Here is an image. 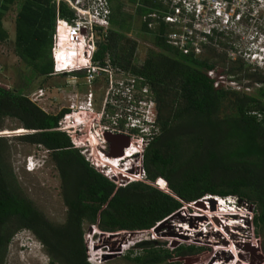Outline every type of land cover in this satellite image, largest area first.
<instances>
[{
  "label": "trees",
  "instance_id": "obj_1",
  "mask_svg": "<svg viewBox=\"0 0 264 264\" xmlns=\"http://www.w3.org/2000/svg\"><path fill=\"white\" fill-rule=\"evenodd\" d=\"M107 2L109 27L105 41L97 43L93 61L100 69L113 68L134 79L137 89L147 88L156 104L158 132L143 153L150 183L117 186L91 166L66 133L57 130L70 110L48 114L26 94V86L16 90L0 85V128L6 118L17 120L32 132L21 136L22 141L50 152L67 208L63 224L50 222L32 202L9 189L8 175L0 171V264L3 251L20 230L36 236L52 263L90 264L82 239L84 227L109 234L149 231L184 204H198L207 197L238 198L254 208L259 233L264 229V77L260 72L251 77L263 85L255 93L217 84L208 76L216 69L212 57L199 61L193 55L185 56L168 43L167 24L160 20L152 30L143 21L148 14L163 15L167 8L152 0ZM17 3L16 50L28 64L29 85L54 73L57 19L73 22L77 16L66 3L55 0H0V42L9 38L3 21ZM136 22L140 33L150 35L153 43L143 65L137 64L139 43L129 37ZM238 68L242 72L244 64H235L227 74ZM2 152L0 143V156ZM159 178L165 180L170 193L152 185ZM13 225L15 230H6ZM141 243L138 246L147 245ZM156 243L126 259L135 264H179L176 259L204 250L188 245L170 251Z\"/></svg>",
  "mask_w": 264,
  "mask_h": 264
},
{
  "label": "rangeland",
  "instance_id": "obj_2",
  "mask_svg": "<svg viewBox=\"0 0 264 264\" xmlns=\"http://www.w3.org/2000/svg\"><path fill=\"white\" fill-rule=\"evenodd\" d=\"M55 1L57 4L60 2L66 3L76 12L79 20H87L85 22L86 26L94 25V22H97L94 17L93 0ZM18 11L19 3L12 6L11 11L6 14L3 21L9 38L4 42H0V85L16 90L26 86V94L48 114L58 115L65 109L70 110V113L75 112L78 116L77 120L83 122V125L63 133H66L71 140H75L81 146L75 148H78L82 154L84 151L92 167L101 174H106L107 170L97 169L95 166V164L102 166V163L111 164L105 163L107 160L102 159L104 157L103 153L107 156L110 154L107 152L108 145H102L101 140L105 138L104 135L106 133L112 136L119 134L118 130L128 132L127 128H120L114 125L117 120L116 114L119 110H116L113 106V94L117 92L116 87L119 88L120 84L127 85L132 78L113 68H107L109 73L105 74L98 71L99 76L95 77L91 83L87 80L88 73H85L84 77L53 73L48 78H36L28 85L26 78L29 75L28 64L22 60L16 50V17ZM220 11L222 14L228 15L230 19L228 25H223L221 17H215L210 9L207 8L204 11L201 28H208L212 24L217 31L212 33V40L206 39L205 44L202 45L201 56L207 58L215 55V57H218L216 59L217 69L211 74L212 78L217 80V84L239 91L246 90L255 93L263 85L255 83V80L252 79L253 77L255 78L253 74L260 72L258 74L264 77V0H227L226 3H222ZM106 32L107 29L105 31L95 29V42H104ZM129 37L139 43L136 57L137 64L143 65L147 57V50L153 48L152 37L140 33V24L137 22L134 25V31L129 34ZM236 59L241 60L245 64V71L237 72V75L233 77L227 74V71L230 70V67L233 68L235 66L233 63H235ZM258 67L261 69L260 71H256ZM245 74L249 75L250 78L246 77V79H243ZM136 96L139 97L138 93H136ZM67 114L64 115L60 122V127L64 129H67L70 124H78L73 119L66 121L64 118ZM103 114L105 116L104 119L99 121L100 116ZM106 128H109V132L106 131ZM29 133L32 132L24 129L17 120L11 118L3 120L0 128V143L3 147V152L0 156V171L4 175H8L6 181L9 183V189H12L19 197L32 202L34 207L44 214L50 222L63 224L66 220L67 208L61 194L59 172L52 163L50 152L48 154V152L43 151V147L31 145L21 140V136ZM129 133L134 135V131L131 132L129 130ZM95 135L98 137L99 143L95 141ZM134 137H130L131 142L137 141L138 136ZM117 150L114 149V151ZM34 156L45 158L44 163L46 165L39 171L29 173L26 170L27 160ZM109 168L111 169V172H109L112 174L114 170L112 167ZM108 176V179L119 187L139 181L150 183L147 179L143 180L137 176V181L129 180L128 183H123L122 180L114 178V175ZM152 185L165 193H170L169 188L164 187V184L159 187L156 181ZM212 198L207 197L200 201L198 205L184 204V207L174 214L169 221L164 222L159 227L157 226V230L148 231V233H143L142 236L137 238L131 237V232L102 234L96 228L87 229L84 227L82 239L88 262L90 264H135L126 259L128 254L132 253L134 257L143 254L144 249L152 247L149 243L158 242L154 246H159L158 244H160L161 248L170 251L179 246L196 245L204 247V250L197 254L176 259L175 261H179V264H215L217 259L222 258L227 261V264L235 263L238 258H241L244 264H264V229L259 233L255 223L256 212L254 208H248L247 210L250 230L245 233L241 229L238 235L242 237L236 234L233 236L238 231L234 232L229 226L223 227L220 221H215L214 215L219 216L218 220L222 216L219 211L214 214L208 212L209 209L213 208V204L207 200ZM213 210H215V207ZM190 215H192L191 218ZM189 219L194 226L191 228V232L183 231L180 226L187 229L189 224L187 226L185 222ZM228 220L236 221L239 219L230 217ZM211 221L218 226V229L215 227H212L214 231L210 229ZM204 224L208 225L207 229L202 226ZM15 228L16 226L13 225L6 230L11 229L9 232H12ZM204 229L207 230L208 234H204ZM216 230L226 235L224 237L223 235L221 236L223 242L217 243V245L212 242L213 239L215 240L216 236L213 233L217 232ZM193 232L197 235L191 238ZM225 237H228L230 242L226 241L225 243ZM232 239L237 240L236 243ZM24 240L27 241L26 245L30 249L22 250L21 242ZM140 243H146L147 245L138 246ZM221 247L226 250H222ZM201 257L202 259H200ZM2 261L1 264H57L52 263L50 256L36 236L25 230L14 233L11 241H9L3 251ZM241 262L239 263L242 264Z\"/></svg>",
  "mask_w": 264,
  "mask_h": 264
},
{
  "label": "built area",
  "instance_id": "obj_3",
  "mask_svg": "<svg viewBox=\"0 0 264 264\" xmlns=\"http://www.w3.org/2000/svg\"><path fill=\"white\" fill-rule=\"evenodd\" d=\"M152 1L161 4L163 7L167 8L168 11L166 13H163V15H159L156 12L152 14H148L145 17H143V21L147 22L148 27L152 30L158 26L159 24L158 21L160 20L165 24H167L170 27L169 31L166 34L168 43L171 46L179 49L180 52L185 56L193 55L194 57L198 58L201 55L203 48L202 45L205 44L206 39L208 40L210 37H212V33H215L217 31L216 28L214 29L212 24L208 28L205 29L201 28L204 19V11L207 8L213 12L215 17L218 18L221 17L223 21L222 23L223 25H228V22L230 20L227 14H222V12L220 11V7L222 3H226L227 0H152ZM93 3L95 8L94 17L95 20H97V22H94V25L92 24L88 25L87 33L85 34L82 33L81 31L82 23L80 22L79 19L73 22L65 21L64 19L58 21L57 30L54 35L55 42L52 50V58H53L55 74L60 75L71 72V70L70 71L66 70L67 64L65 62V59L63 60V64H65L64 66L61 65L60 63V59L63 57L61 54H63L64 57L66 56L64 53H62L61 45H60V40L64 38H66L68 42L69 41H71V43L77 42L84 46V48L81 50V53L79 54L82 57L83 62L81 65L77 67V69L78 70L87 69V72L89 74L87 76V80L89 83H91L95 79V77L97 78L99 76L98 71H101L102 73L105 74L109 73V69L107 68L100 69L97 65H95L92 62V60L97 50L96 47L97 42H95L94 31L95 29L98 31L100 30L105 31L106 29H108L109 27L108 18L110 15V8L107 0H93ZM61 26L64 27V30L62 28V31H60ZM64 31H66V33H64ZM211 74L213 73L208 74L210 78H212ZM135 82L136 81L132 79L127 85L120 84L119 88L116 87L117 92L113 94V98H114L113 106L116 108V110H119V112L116 114L117 120L114 122V125L116 127L128 129V132L127 131L125 132L124 130L123 131L118 130L119 134H127L130 137L131 136L134 137L136 135L138 136L136 142L134 140L129 145L124 147L125 154L122 157H125L126 154L127 155L131 154V155L128 156V159H124L123 162L120 163V165L124 166V168H126L127 171L129 170L131 173L139 175L138 178H142L143 180L144 179L148 180V174L144 167L143 153L147 144L150 142V140L153 139V137L158 132L157 110H156V104L149 97L148 89L144 88L141 91L138 90ZM136 93H138L139 97L136 96ZM104 117H105L104 114L100 116L99 121H102ZM142 118L144 119L143 121ZM64 119L66 121L72 119L75 120L76 123H78L77 127L83 125V122H79L77 120L78 116L76 115L75 112H71L70 114H67ZM57 130L61 132L68 131V129H64L61 127H59ZM129 130L131 132L134 131V135H132V133H129ZM106 131L109 132V128H106ZM107 134L109 133H106V135ZM106 135H104L105 138L101 140L102 145L106 144L108 141ZM72 143L74 148L81 147L75 142V140H72ZM83 154L85 155L84 151ZM86 158L88 159L87 156ZM108 158L117 160L120 157L109 155ZM95 166L97 167V169L100 168L98 164H95ZM110 172L106 171V174L103 175L109 178L108 175L110 174L108 173ZM116 178L119 179L118 177ZM163 183H164L163 186L166 187V183L165 182ZM158 184H160V181L157 182V185ZM207 201L213 204L222 215L219 221L223 227L229 226L230 228H232V230H234V232L238 231L234 233L233 236H235V234L238 235L241 229L244 230L245 233L250 230L249 222H248L249 213L247 210L248 208L251 207H249L247 204L243 203L236 197H229L224 199L213 197L212 199H209ZM192 204L198 205L199 203L198 204L192 203ZM192 204H188V205H192ZM173 216L165 219L164 222L169 221V219L172 218ZM191 216L192 215H190V218ZM230 217L239 220L230 221L228 220V218ZM164 222L158 223L157 226L158 227L159 225L161 226L162 224H164ZM185 223L187 226L189 224L188 228L184 229L182 228V226H180V228L183 231L191 232V228H193L194 224L191 223L190 219L187 220V222ZM157 226L152 230L153 231L156 230ZM202 226L205 229H207L208 225L204 224ZM205 229H204V234L207 233V230ZM141 233L142 234L148 233V231H141ZM195 235L197 234L193 232L191 238H194ZM241 261L242 259L238 258L237 260H235V263L233 264H238ZM241 263L244 264L243 261ZM215 264H227V261L224 260L223 258L217 259V262H215Z\"/></svg>",
  "mask_w": 264,
  "mask_h": 264
},
{
  "label": "bare ground",
  "instance_id": "obj_4",
  "mask_svg": "<svg viewBox=\"0 0 264 264\" xmlns=\"http://www.w3.org/2000/svg\"><path fill=\"white\" fill-rule=\"evenodd\" d=\"M62 28H63V30H64V27H60V31H62ZM64 33H66V31H64ZM64 43V44H63ZM69 43H71V41H69ZM62 44H63V46H61V48H64V46L66 45V43L65 42H62ZM72 44H74V45H76V47H78V49L76 48V47H74V52H69V49H61V50H63V52L62 53H64L66 56L64 57V55L63 54H61L63 57L60 59V63H61V65H65V64H63V60L64 59H66V61L68 60V58H71V59H73L74 60V58H75V55L76 56H78V52H79V49L81 50V49H83L84 48V46L82 45V44H79V43H77V42H74V43H72ZM75 50H76V53H75ZM68 55H70V56H68ZM73 57V58H72ZM64 71H66V70H64ZM75 128H77V125L75 126V125H69L68 127H67V129L68 130H74ZM94 139H95V141L97 142V143H99V139H98V137L95 135L94 136ZM115 144V143H114ZM116 145V144H115ZM118 145V144H117ZM117 148V147H116ZM104 154V153H103ZM131 154H126V158L125 157H120V158H118L117 160L115 159H110V158H108L109 156H107V155H105L104 154V157L102 158V159H105V160H107V162H105V163H111L110 165H106V164H103L102 163V166H100V168H102V169H105V170H108V169H110L109 167H112V169L114 170V172L111 174L110 173V175H114V178H116V177H118L119 179L120 178H122L123 177V175H125L128 179H130V180H137L136 179V176L137 177H139L138 175H136V174H133V173H131L129 170L127 171V169L126 168H124V166H122V165H120V163H122L123 162V160L124 159H128V156H130ZM107 156V157H106ZM110 160H112V162H114L113 164H112V162H110ZM119 165V166H118ZM124 168V169H123ZM116 176V177H115ZM213 206V205H212ZM201 208V207H200ZM217 211H218V209L216 208L215 210H213V209H209V213L210 214H214V213H217ZM219 214H220V212H219ZM218 215H214V219H215V221H219L218 220ZM205 218H207L206 216H205ZM208 219V218H207ZM209 220V219H208ZM212 222V221H211ZM205 223V222H204ZM213 225V226H212ZM210 229L212 230V231H214V229L212 228V227H215L216 229H218V226L214 223V222H212L211 224H210ZM194 231H196V230H194ZM217 231V230H216ZM213 235L214 236H216L215 237V240L213 239L212 240V242H214L216 245H217V243L218 244H220L221 242H223V240L221 239V236L223 235V237H224V235L225 234H222L220 231H217V232H214L213 233ZM212 235V236H213ZM200 236V235H199ZM202 236V235H201ZM226 236V235H225ZM189 237V236H188ZM210 237V236H209ZM211 239V238H210ZM233 241H235L234 243H236V241L237 240H235V239H232ZM224 241H225V243H226V241L228 242H230V240H228V237H225V239H224ZM239 243V242H238ZM222 244H224V243H222ZM228 244V243H227ZM239 245V244H238ZM223 247V246H222ZM221 247V248H222ZM237 247V246H236ZM225 248V247H224ZM222 250H226V249H223L222 248ZM229 251V250H228ZM234 251V250H233ZM238 251H240V250H238ZM241 253V252H240ZM234 254H236V253H234ZM238 254V253H237Z\"/></svg>",
  "mask_w": 264,
  "mask_h": 264
},
{
  "label": "clouds",
  "instance_id": "obj_5",
  "mask_svg": "<svg viewBox=\"0 0 264 264\" xmlns=\"http://www.w3.org/2000/svg\"><path fill=\"white\" fill-rule=\"evenodd\" d=\"M79 4V3H78ZM61 19H64V18H58L57 19V23H56V29H55V33H56V30H57V24H58V21L59 20H61ZM78 19V18H77ZM65 20V19H64ZM65 21H67V20H65ZM80 22L82 23V33H87L88 32V25L86 26V24H85V22H87V20L86 21H84V20H80ZM62 42H65L66 43V45L64 46V48H61V49H69V52H74V47H76V45H74V44H72V43H69L67 40H66V38H64V39H62V40H60V45L61 46H63V44H62ZM77 49H78V47H76ZM82 50V49H81ZM81 50L79 49V52L77 53L78 54V56H76L75 55V58H74V60L73 59H71V58H68V60L66 61V59H65V62H66V64H67V68H66V70H68V71H70L71 70V72H68V73H66V74H75V73H88L87 72V69H83V70H78L77 69V67L79 66V65H81L82 64V62H83V59H82V57L79 55L80 53H81ZM62 52H63V50H62ZM75 53H76V50H75ZM87 54V53H86ZM95 55V54H94ZM68 56H70V55H68ZM73 58V57H72ZM94 58V57H93ZM92 62H93V60H92ZM144 119L142 118V121H143ZM42 147V146H41ZM43 149V151H46V152H48V154H49V151L47 150V149H45L44 147L42 148ZM106 151V150H105ZM45 152V153H46ZM47 154V153H46ZM44 159L45 158H43L42 156L40 157V156H34V157H30V159H28L27 160V166H26V170L29 172V173H32V172H35V171H39L41 168H43L46 164L44 163ZM108 172L110 171V169H108L107 170ZM158 181H163V182H165L163 179H160V180H157V182ZM166 183V182H165ZM166 187H167V183H166ZM91 228H95V227H91ZM97 229V228H96ZM95 230V229H94ZM25 231H29V230H25ZM99 231V230H98ZM31 234H33L31 231H29ZM108 234V233H107ZM34 235V234H33ZM35 236V235H34ZM28 240H30L29 238H28ZM40 242V241H39ZM26 243H27V241L26 240H24V241H22L21 242V245H22V250H27V249H30V247L28 246V245H26ZM42 244V243H41ZM44 247V246H43Z\"/></svg>",
  "mask_w": 264,
  "mask_h": 264
},
{
  "label": "flooded vegetation",
  "instance_id": "obj_6",
  "mask_svg": "<svg viewBox=\"0 0 264 264\" xmlns=\"http://www.w3.org/2000/svg\"><path fill=\"white\" fill-rule=\"evenodd\" d=\"M203 49V48H202ZM202 53V52H201ZM207 58H209V57H207ZM207 58H205L204 56H199L198 57V60L199 61H204V60H206ZM211 58V57H210ZM212 58H213V60H214V62L215 63H217V60L216 59H218V57H215V55H213L212 56ZM224 59V58H223ZM93 63L95 64V62L93 61ZM244 64L241 60H239V59H236V61H235V63H233V65L234 64ZM97 65V64H96ZM245 65V64H244ZM216 69H217V67H216ZM215 69V70H216ZM244 69H245V67H244ZM230 70H232V67H230ZM238 73H240L241 72V70H240V68H238V70H236ZM245 71V70H244ZM237 72L236 73H232V74H230V75H232L233 77L235 76V75H237ZM246 77H248V78H250V76L249 75H244L243 76V79H246ZM264 85V84H263ZM128 139H129V135H127V134H117V135H112V136H110L109 135V140L107 141V145H108V153H110L111 151H114V149H122V148H124L125 147V145L128 143ZM116 145H115V144ZM118 144V145H117ZM117 147V148H116Z\"/></svg>",
  "mask_w": 264,
  "mask_h": 264
},
{
  "label": "water",
  "instance_id": "obj_7",
  "mask_svg": "<svg viewBox=\"0 0 264 264\" xmlns=\"http://www.w3.org/2000/svg\"><path fill=\"white\" fill-rule=\"evenodd\" d=\"M106 138L109 140V135L107 134L106 135ZM131 143V139H130V137H129V139H128V143L125 145V147L127 146V145H129ZM110 156L111 155H113V156H117V157H122V156H124V154H125V152H124V148H122V149H119V150H117V151H111L110 153ZM120 179H122V182L123 183H128L129 182V179L124 175L122 178H120ZM212 202V201H211ZM157 229H158V227H157ZM156 229V230H157ZM102 234H105V233H103V232H101ZM129 235V234H128ZM130 236L131 237H139V236H142V233L141 232H132V233H130Z\"/></svg>",
  "mask_w": 264,
  "mask_h": 264
}]
</instances>
